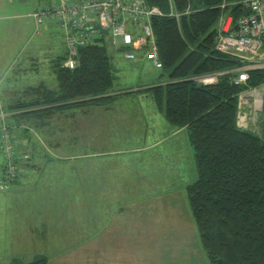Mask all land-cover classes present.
I'll return each instance as SVG.
<instances>
[{
  "label": "rangeland",
  "instance_id": "374dc122",
  "mask_svg": "<svg viewBox=\"0 0 264 264\" xmlns=\"http://www.w3.org/2000/svg\"><path fill=\"white\" fill-rule=\"evenodd\" d=\"M47 4L0 0V108L8 107L23 83L58 86L52 66L64 51L63 29L54 21L36 33L28 17ZM112 57L115 93L169 79L149 61L134 68L122 54ZM249 92L248 103L240 97L238 117L251 114L245 122L264 137V95ZM255 99L263 102L262 110L255 111ZM97 108L108 117L105 123L117 117L132 124L119 121L114 130L107 124L98 145L95 107L56 113L40 127L33 121L21 125L29 129L30 140L20 147L29 152L31 164L79 168L42 171L29 184L0 188V264L25 263L41 254L48 264H210L186 191L197 176L187 132L172 136L175 127L146 93ZM121 127L128 131L122 136ZM22 132L17 130L20 142ZM95 166L102 168L98 177ZM97 181L104 188H95Z\"/></svg>",
  "mask_w": 264,
  "mask_h": 264
},
{
  "label": "trees",
  "instance_id": "16d2710c",
  "mask_svg": "<svg viewBox=\"0 0 264 264\" xmlns=\"http://www.w3.org/2000/svg\"><path fill=\"white\" fill-rule=\"evenodd\" d=\"M47 1L33 11L51 5L53 0ZM242 1L147 0L149 6L162 11L152 18V24L163 62L159 70L169 79L139 90L114 92L111 51H116L109 42L80 47V64L69 68L63 65L68 54L64 40V51L52 66L58 86L51 88L41 82L25 87L7 108H0L2 177L6 167L4 128L11 136L20 168L12 186L32 161L18 140L20 128L22 139L29 135V129L21 127L24 122H37L40 127L56 113L110 109L124 95L147 93L171 125L186 130L194 149L197 176L186 191L210 264H264V137L238 123L240 95L264 83V68L250 70L247 83H236V69L242 62L216 49L222 12L236 22L247 12ZM173 9L179 17L171 15ZM214 73H221L217 82L198 80ZM16 262L48 264L49 260L41 254L29 262Z\"/></svg>",
  "mask_w": 264,
  "mask_h": 264
},
{
  "label": "built area",
  "instance_id": "2783aa9c",
  "mask_svg": "<svg viewBox=\"0 0 264 264\" xmlns=\"http://www.w3.org/2000/svg\"><path fill=\"white\" fill-rule=\"evenodd\" d=\"M242 4L246 14L235 22L232 15L223 11L216 33V49L242 62V66L236 69V83H247L250 70L264 68V0H243ZM225 6V3L221 5L222 10ZM157 15H162V11L149 6L147 0H53L51 5L30 14L37 33L47 21H56L63 29L68 51L63 64L65 67L75 68L80 64V47L104 41L109 42L134 68L149 61L156 69H161L163 62L152 24V18ZM171 15L180 16L174 9ZM220 74L205 75L198 80L210 84L217 82ZM252 90L264 95V83L250 87L246 92ZM256 100L255 111L262 110L263 102L257 104ZM242 118L249 121L253 116L244 114ZM3 136L6 167L0 188L7 189L16 180L20 168L15 162L17 156L11 136L5 128Z\"/></svg>",
  "mask_w": 264,
  "mask_h": 264
},
{
  "label": "crops",
  "instance_id": "0c3cea01",
  "mask_svg": "<svg viewBox=\"0 0 264 264\" xmlns=\"http://www.w3.org/2000/svg\"><path fill=\"white\" fill-rule=\"evenodd\" d=\"M39 5V4H38ZM31 14V13H30ZM30 14H28V17H30V18H32L31 16H30ZM33 20V19H32ZM48 24L49 23H46V25L48 26ZM65 40V39H64ZM64 44H65V42H64ZM64 48H65V45H64ZM111 53L113 54V56L115 57V56H119L120 54L119 53H116V52H114V51H111ZM30 60H34V58L33 57H31V59ZM28 63H26V65H27ZM21 68H27V67H21ZM33 69H35L36 71H38V69L34 66V68ZM29 69H27V71L25 72L24 71V73L22 72V74H20L21 76L22 75H25V76H27V73L29 72L28 71ZM21 80H22V78H21ZM41 83V82H40ZM40 83H38V84H40ZM45 83V82H44ZM37 84V85H38ZM21 86V88L20 89H24L25 87H28V86H34V85H28V84H21L20 85ZM150 86V85H149ZM146 87H148V86H146ZM142 88V87H141ZM145 88V87H144ZM21 90V91H22ZM20 92V91H19ZM147 94V93H146ZM251 96H253V95H249L248 94V92H244L243 93V97L244 98H242L243 99V101H247V103H248V101L249 100H251ZM128 97H130V96H128ZM12 97L9 99L10 101L9 102H11L12 101ZM243 101H240L241 103H243ZM257 101V104H259V100L257 99L256 100ZM261 103V102H260ZM245 104V103H244ZM251 104H253V102L251 103ZM156 107H157V105H156ZM95 110H96V112L97 111H99L98 112V115H97V117H96V119H95V121H96V124H95V136H96V145H98V144H101L102 142H100V139H101V137L104 139V129H105V126L108 124V125H110V130L112 129V130H114V129H116V127H115V125H116V123L117 122H119V121H123V119H121V118H111V119H109V120H106V123L105 122H103V120H105V119H108V117H105L102 113H101V111H103V110H101V108H97V107H95ZM157 111L161 114V115H163L164 116V114L158 109V107H157ZM102 115V116H101ZM100 116L102 117L101 119H100ZM164 118H165V116H164ZM166 119V118H165ZM125 123H127V121L126 122H122V123H120V124H122V125H124ZM238 123H239V126H241L242 128H244V129H248V130H251V131H253L252 129H251V123H247V122H245V120L242 118V120L241 119H239V121H238ZM105 124V125H104ZM129 126L132 124L131 122H128L127 123ZM118 132H120V136H122L123 135V133L124 132H128L127 131V128L126 127H121V128H119L118 130H117ZM179 132H186V130L184 129V128H176L175 127V130L173 131V133H172V136H175L176 134H178ZM29 138H23V140H22V142H20V144L22 143V144H25V142L26 143H28V140ZM102 153L103 152H97L96 154L97 155H102ZM95 154V153H94ZM95 154V155H96ZM0 156H1V154H0ZM30 160H31V156H30V158H29ZM29 160V161H30ZM1 165V164H0ZM79 168V166H77V165H67V164H61V165H56V164H45V165H33V164H29V165H26L25 167H23V171H22V173H21V175L19 176V178H18V180L13 184V188L15 187H17V186H21V185H23V184H25L26 182V184H29L34 178H36L35 177V175H36V173H40V172H42V171H47V170H58V169H63V170H67L68 168ZM80 171L82 172V171H86V169H84V167L81 165L80 166ZM102 171V168L101 167H99V166H95V172L97 173L96 174V176L98 177V172H101ZM2 174V173H1ZM35 174V175H34ZM0 177H1V175H0ZM24 177H26L24 180H23V178ZM94 187L95 188H104V185L101 183H99L98 181L97 182H95V185H94ZM12 188V187H11ZM12 188V189H13ZM98 194L100 195V193H98V192H96V200L98 201Z\"/></svg>",
  "mask_w": 264,
  "mask_h": 264
},
{
  "label": "water",
  "instance_id": "95a60500",
  "mask_svg": "<svg viewBox=\"0 0 264 264\" xmlns=\"http://www.w3.org/2000/svg\"><path fill=\"white\" fill-rule=\"evenodd\" d=\"M2 160H3V159H2V157L0 156V164L2 163Z\"/></svg>",
  "mask_w": 264,
  "mask_h": 264
}]
</instances>
